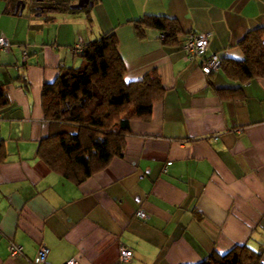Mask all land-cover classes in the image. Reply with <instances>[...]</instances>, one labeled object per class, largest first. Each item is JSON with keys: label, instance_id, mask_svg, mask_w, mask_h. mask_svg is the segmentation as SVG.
I'll return each mask as SVG.
<instances>
[{"label": "crops", "instance_id": "0c3cea01", "mask_svg": "<svg viewBox=\"0 0 264 264\" xmlns=\"http://www.w3.org/2000/svg\"><path fill=\"white\" fill-rule=\"evenodd\" d=\"M16 2L0 0V18L18 16ZM86 8L58 13L41 30L30 25L23 38L1 33L13 47L0 54L10 101L0 110V264H36L42 246L51 264H121V245L134 254L127 264H197L243 245L264 263V78L241 84L222 69L207 76L183 52L187 34L206 32L209 54L243 61L238 43L264 27V0H95ZM144 15L178 19L180 45L167 47L154 30L139 39L131 22ZM110 31L125 81L156 71L166 94L151 120L130 122L123 156L76 185L37 155L53 131L42 92L62 69L81 66L72 51L80 39ZM238 88L243 99L217 92ZM10 242L23 254L12 257Z\"/></svg>", "mask_w": 264, "mask_h": 264}, {"label": "trees", "instance_id": "16d2710c", "mask_svg": "<svg viewBox=\"0 0 264 264\" xmlns=\"http://www.w3.org/2000/svg\"><path fill=\"white\" fill-rule=\"evenodd\" d=\"M35 1L42 6L48 0ZM71 6L58 2L44 9L50 14L76 12ZM131 23L139 39L146 38L147 30H154L160 39L165 36L167 47L180 45L184 36L176 18L144 15ZM238 47L244 60H222L225 75L241 84L264 78V27L249 31ZM118 48L114 31L86 43V52L79 55L81 66L62 69L57 79L43 88V111L53 131L41 141L37 155L53 173L76 185L123 156L126 139L132 134L130 122L151 120L154 105L166 94L156 71L127 83L126 66ZM217 92L222 98H244L241 88ZM9 103L6 87L0 85V110ZM197 264L264 263L260 252L243 245L223 255L213 253Z\"/></svg>", "mask_w": 264, "mask_h": 264}, {"label": "built area", "instance_id": "2783aa9c", "mask_svg": "<svg viewBox=\"0 0 264 264\" xmlns=\"http://www.w3.org/2000/svg\"><path fill=\"white\" fill-rule=\"evenodd\" d=\"M165 36L162 35L161 40L163 41ZM212 40V35L206 32H190L187 34L186 39L183 44V52L185 59L188 62L194 61L196 59L201 60V68L205 75L209 76L216 73L221 69L222 59L218 54H209L210 43ZM13 45L11 41L4 35L0 36V54L2 52L12 49ZM75 55H83L86 52V42L80 39L72 48ZM24 60L27 59V53L23 52ZM1 120V116H0ZM214 139L218 141V136L214 135ZM136 216L142 220L148 218L147 213L143 210H139ZM9 252L12 257H18L23 254V246L15 243H9ZM48 249L42 246L39 250V255L36 264H51L48 261ZM133 251L121 245L119 248V259L121 264L130 263L133 259ZM65 264H79L77 259H71Z\"/></svg>", "mask_w": 264, "mask_h": 264}, {"label": "rangeland", "instance_id": "374dc122", "mask_svg": "<svg viewBox=\"0 0 264 264\" xmlns=\"http://www.w3.org/2000/svg\"><path fill=\"white\" fill-rule=\"evenodd\" d=\"M22 1L23 0H19V2ZM31 2H32V7H31ZM58 2L70 3V0H52V1L48 0L44 2L42 6H39L38 5L39 3L35 0H24L23 4L25 5V8L23 10L22 15L4 16L3 18H0V35H2L1 33L4 32L3 30H5L8 34L16 33L17 36L23 38L28 34L30 25L34 26L36 30H41L42 28L41 26L48 25L49 23L53 22V20L62 19V16L58 14H50L49 12L46 11V9H44L46 7L49 8L50 5ZM1 6L2 4H0V12L2 10ZM89 9L90 8H83L81 10L76 11V13L81 15H86V12L89 11ZM46 27L49 28V26ZM77 60L81 61L82 59L81 57H79L77 58Z\"/></svg>", "mask_w": 264, "mask_h": 264}, {"label": "water", "instance_id": "95a60500", "mask_svg": "<svg viewBox=\"0 0 264 264\" xmlns=\"http://www.w3.org/2000/svg\"><path fill=\"white\" fill-rule=\"evenodd\" d=\"M94 2L90 0H80L77 4L72 5L71 8L74 11L81 10L83 8H86L87 6H93ZM25 8V5L22 2L17 3L15 12L19 15H22L23 10Z\"/></svg>", "mask_w": 264, "mask_h": 264}, {"label": "flooded vegetation", "instance_id": "af4514ba", "mask_svg": "<svg viewBox=\"0 0 264 264\" xmlns=\"http://www.w3.org/2000/svg\"><path fill=\"white\" fill-rule=\"evenodd\" d=\"M19 2V0H17V2L16 3H18ZM23 3V2H22Z\"/></svg>", "mask_w": 264, "mask_h": 264}]
</instances>
